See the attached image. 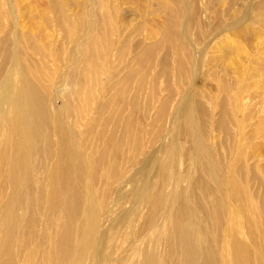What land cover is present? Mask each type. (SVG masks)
Wrapping results in <instances>:
<instances>
[{
	"label": "rangeland",
	"instance_id": "1",
	"mask_svg": "<svg viewBox=\"0 0 264 264\" xmlns=\"http://www.w3.org/2000/svg\"><path fill=\"white\" fill-rule=\"evenodd\" d=\"M172 4H174V0H0V44L2 39L8 37L10 41L17 39L21 43L19 48H22V46L27 48L26 57L30 58L33 65L32 70L36 75L35 78L37 77L36 79L33 77V80L36 81L35 83L39 82L41 87L48 91H46L48 93L47 97L53 99L52 107L56 110L59 109L58 111L64 109L66 100L63 97H65L66 91L71 89L67 87L65 75L68 76L71 71L77 68L75 65L81 61L80 43L84 44L87 36L90 37L91 34L94 36L93 32L90 34L88 31L89 25L94 26L96 23L101 27V31L105 33L106 37L110 27H116V30L112 31L116 34L115 37H112L117 41L115 42L116 47L114 45L112 49H105L99 65L100 71L103 70L101 74L104 73L105 77H102L103 79H100V77L99 79L95 78L97 83L102 81L99 84L102 83L103 87L95 83L92 89L94 99L90 100L91 103L90 101L86 102L88 104L82 103V101H80L82 104L79 102L81 104L78 107L79 110L74 111L75 114L77 112L80 114V119L78 116L76 118L67 115L71 127H74L75 130L78 129L76 131L77 134L79 133L78 144L81 156L88 166L91 165L90 170L94 169L95 162L102 157L101 154L109 152V158L112 159V154L115 152L113 145L114 149L111 145L109 147L105 144L104 140L107 136L99 141L102 128L105 127V125L103 127L99 124L108 117V112L105 109L109 108V100L117 90L114 91V87L119 86L118 82L125 77L129 67L135 63L134 61L141 55L142 50L146 51L148 48H154L162 42L164 30L169 23H175L174 29L181 33L178 41L184 46L181 45L182 47L177 48L175 51L163 46L164 49L161 47L156 50L155 60L150 68L147 69L144 66L146 70L143 77L145 88L142 89L143 91L141 90L140 95L143 111L139 114H142L139 117L144 128L140 132L143 133L140 142V163L136 168L137 171L131 168L130 163L126 161L128 163L126 164L124 161V159L129 160L133 157L131 146L132 143L134 144L132 141L134 135L125 147L126 155L123 153L121 156L124 158L121 159L123 161H120L125 162L124 166L127 165V168L123 167L125 169L122 168L121 170V179L116 182L112 181L108 177L106 168L101 169L102 175L99 170V177L101 175V178H99L100 181L98 180L97 184L99 185L96 191L108 187L112 192L109 195L108 206H100L101 215L103 217L109 216V220L104 218V222L99 223V230L94 238L99 243V248L95 251H92V249H90L91 251L83 250L82 254L79 255L80 259L85 257L83 264H145L146 261L143 257L149 255L156 256L158 261L160 260L159 264H174L173 260L167 261L165 259L166 243L160 241L165 231H167V236L171 233L172 230H168L169 228L172 229L171 224L168 222L163 232L161 230L155 232L156 234H152L154 231V228H152L148 230V234L144 235L141 232L139 234L137 231L144 222L137 221L139 217L146 215L148 207L152 203L153 194L152 189L149 188L151 186L149 183L152 177L151 173L153 174L152 171H159L156 170L158 163V166L164 168L161 172H164L163 179L168 182L165 183L166 186L175 182L177 186L180 183L184 190H188L191 187L193 178H198L196 164L188 157L187 160L185 159L183 152L185 144L184 141H181L182 139L179 140L180 149L182 148L181 156L179 155L178 160H175L176 163L174 162V165H171V168L174 167L175 170L179 171V177L174 176V171H171L170 167L163 165L167 163V152L172 142H170V139L178 131L179 138H181L180 133L183 127L181 117L184 112L182 105H186L187 101L188 103L194 102L203 111L207 127L204 137L205 142L216 153L217 160L223 164L224 174L231 173L235 181L233 182L241 186L244 192L237 196L242 200L232 205L235 208L243 202L241 204L245 203L244 205L248 208H246L245 213L246 223L242 217L238 218L235 223L240 240L246 247L256 248L264 256V0H177L176 4L179 9L177 7L176 10L169 8ZM61 27H63V30ZM170 31H172L171 26ZM102 32H97V35L101 36ZM174 38L178 39L177 37ZM32 40L44 50L45 58L29 49L30 45L27 43L32 42ZM12 44V47L15 48L16 44ZM122 44L130 45L123 53L125 59L122 58L120 53ZM166 49L169 50L165 52ZM182 49L185 51L182 52ZM185 53L190 55L187 56ZM157 56H159V60H157ZM163 57L166 59H163ZM179 65H182L187 73H180L178 70ZM137 68H140L138 71H143L142 66ZM40 70L45 71V74H40L38 72ZM159 72L161 76L158 75ZM162 74L165 76L162 77ZM166 74H169L170 77ZM111 76L114 77L113 81H110ZM140 78L139 75L132 81L130 99L133 94L137 93V90L135 91L133 87L134 85L137 86L138 80L134 81ZM154 88L157 91L152 94ZM95 90H99L97 92L101 97L96 96ZM172 91L175 92L173 96ZM67 93L69 94V92ZM2 95L3 92L0 91V101ZM153 95L154 97H152ZM164 102L168 105L167 114L169 116H166L167 121L163 124V134L159 140H155L153 131L161 125L160 123L155 124L156 114L160 111ZM89 104H92V106ZM93 106L96 108L93 109ZM224 112H227L228 116L226 114L224 116L227 118V126H229L230 136H232L228 138L220 128ZM1 115L0 113V123L2 122ZM75 119L83 122L80 121V124ZM72 120L76 121L77 125H74L75 123ZM143 130L146 132L144 133ZM2 135L3 133L0 131V140ZM80 137L83 143L80 142ZM52 139L54 141L55 137L53 136ZM101 146L104 148L100 150ZM105 147H109L111 150ZM155 150L160 152L156 157V161L153 162L152 160L151 162L147 156ZM97 157L99 158L97 159ZM146 160L148 161L146 162ZM141 162L142 164L145 162V164L142 165ZM147 163L150 166L151 173L145 172V174L140 170ZM0 175H4V173L2 172ZM181 176L183 179H181ZM135 177V181L128 184V181ZM146 179L149 181H145ZM85 181L90 184L88 178ZM123 182L125 184L122 185ZM134 189L137 193H133ZM164 189L168 194L172 192L169 187ZM9 192V187L5 186L4 181L0 178V235L5 229L4 222L8 211H5L4 206L7 204ZM93 197L100 201V191L94 194ZM17 216L20 220L17 222L16 227L18 235V237L16 235V241L18 239L23 241L26 240V236L24 238V234L21 232L22 228L27 227L28 215L26 217L24 212L19 211ZM131 218L135 221L131 224L132 226L130 225L133 228H129L127 225L128 219ZM37 219L39 220H37L34 228L37 234L39 232L38 240H32L30 243H33L26 251L17 250L16 259L18 263L15 264H50L43 254L48 251L52 252L53 248H57L55 242H53L56 238L57 229L55 228L54 235V229H48L43 215L38 214ZM103 233H105L104 237ZM251 233H253L254 241L250 239ZM155 236L156 238L160 236V239H156ZM21 237H23L22 240ZM42 238H44L43 242L39 240ZM165 239L163 241L166 242ZM141 240L143 241L141 242ZM72 242L76 245V237L73 238ZM224 242L225 240L221 244ZM143 250L149 253H145ZM31 252H36V254L31 256ZM50 257L52 261H57V264L61 263L58 255L51 253ZM262 263L264 264V260Z\"/></svg>",
	"mask_w": 264,
	"mask_h": 264
},
{
	"label": "bare ground",
	"instance_id": "2",
	"mask_svg": "<svg viewBox=\"0 0 264 264\" xmlns=\"http://www.w3.org/2000/svg\"><path fill=\"white\" fill-rule=\"evenodd\" d=\"M176 3L177 0H174V4L169 8L171 10H176L178 7ZM174 25L175 23H169L167 25L161 43H158L154 48H148L146 51L142 50L140 52L141 55L134 61L135 63L129 67L128 74L126 73L125 77L121 81L119 80V86L116 85L114 87V91L115 89L117 90L109 100V108L106 105L107 109H105L108 112V117L99 124L103 127L105 125V127L102 128L101 139L99 141L107 136L104 142L109 147L113 145L115 147V152L112 154V159H110L109 152H105L104 150L105 153L101 154L102 157H100L101 155L99 156L100 158L97 157L99 160L95 162L93 170H90L91 165L88 166L81 156V150L78 144L79 133L77 134L76 131L78 129L75 130L74 127H71L70 119H68L67 115L79 117L80 114L78 112L75 114V111L79 110L78 107H80L82 103H86L93 98L92 89L94 84L102 82L100 81L97 83L96 79L105 77L103 75L104 73L101 74L103 70L100 71L99 65L102 59V53L105 52V49H112L115 42H117L112 38L116 36V34L112 32L116 30V27H110V36L107 31V40L100 26L96 23L94 26L89 25L88 31L90 34L93 32L94 36L91 34L90 37L87 36L84 44L80 43V63L75 65L77 68L70 73L68 72V76L66 73V75L64 74L66 76L67 87L71 89L69 91L67 90L64 95L65 97H63L66 101L62 111H58L59 109L56 110L52 107L54 101L52 98V100L48 99V91L42 88L39 82L35 83L36 81L33 80V77L35 78L36 75L32 70L33 65L30 62V58L26 57L27 48L24 46H22L23 49L19 48L21 43L17 39H15V41H10L8 37L2 39L0 44V91L3 92V95L0 101V113L2 114L0 131L3 135L0 140V174L3 172L4 175H0V178L4 181L5 186L9 187L10 192L8 194L7 204L4 206L5 211L8 212L4 222L5 229L4 231L2 229L3 233L0 235V264L18 263L16 259L17 250H22V252L26 251L33 243L30 242L37 239L39 232L37 234L34 226L36 227L37 220H39L37 219L38 214L45 217L48 229H54V235L55 228L57 229L56 238L53 241L57 248H53L52 252L42 251L50 264H57V261L51 260V253L60 257V264H83L85 257L80 259L79 256L82 254L83 250L89 251L92 249V251H95L99 248V243L95 241L94 238L99 230V223H103L104 218L108 219L109 217H103L101 215L100 206H108L109 195L112 192L108 187L101 188L99 189L101 193L100 201L94 199V194L99 192L98 190L96 191L99 185L97 184L98 180L100 181L99 178H101V173L104 168L107 169L109 179L116 182L121 179V170L123 167L127 166L126 164L130 163L132 169H136L139 166L141 155L140 142L143 133L140 132L141 129L144 128L141 118L139 117L142 115H139L140 112L143 111L142 104L140 103V98L142 97L140 95L141 90L145 88L143 77L146 74V70L144 66L147 69L150 68V65H152L155 60L157 49L161 47L164 49L163 46H165L175 51L177 48L184 46L178 41L181 33L174 29ZM170 26L172 31H170ZM61 28L63 30V27ZM97 32H102L103 35L101 34V36H99ZM66 36H68V34H66ZM12 43H14V45L16 44V46H14L15 48L12 47ZM27 44L30 45L29 49L33 51V53H39L45 58L46 54H44V50L40 48L35 41L32 40V42ZM129 46L130 45L127 46L126 44H122L120 53L123 59H125L123 53H125ZM168 50L169 49H166L165 52ZM183 51L185 50L182 49V52ZM186 55L189 56L190 54ZM158 57L159 56H157V60H159ZM164 57L163 59H166ZM189 58L191 59V57ZM139 66H142V72L138 71L140 68L137 67ZM178 70L180 73L186 72L182 65H179ZM38 72L43 75L45 74L43 70ZM139 75L141 78L134 81L136 82L138 80V84L135 83L137 86L134 85L135 88L133 87L135 91L137 90V93L133 94V97L130 99V86L135 77L137 78ZM158 75L161 76V73ZM163 75L164 74H162V77L165 76ZM166 75L170 77L169 74ZM113 80L114 77L111 76L110 81ZM99 85L102 86V83ZM99 85L97 86L98 88ZM46 87L48 89L47 85ZM95 91L96 96H99V92H97L99 90ZM156 91L157 90L154 88L152 94H155ZM67 92H69V94ZM174 93L175 92H173L172 96ZM152 97H154V95ZM80 101H82V103ZM79 102L81 104H79ZM236 102L238 103L237 100ZM83 105L85 106V104ZM89 105L92 106V104ZM94 107L95 106L92 108L95 109L96 107ZM150 108L152 107L150 106ZM182 108L184 112L181 117L183 120V127L180 133L181 138H179L178 131V133L170 139V142H172L167 152V163L163 165L165 167H170V170L174 171V176L179 177V171H177V169L175 170L173 166V168H171V165H174L175 160H178L182 149H180L179 145L181 144H179V140L182 139L181 141H184L185 144L183 151L185 159L187 160L188 157L196 164L198 178H193L190 189L184 190L180 183V187L177 186L175 182L172 183V185L166 186L167 184L165 183L168 182L163 179L164 172H161L164 168L158 166L159 163L156 169L159 171H152L153 174L151 173L150 166H148L149 162L147 165L141 166L142 169L140 171L144 173L149 172L152 175L149 183L151 186L148 185L150 186L149 188L152 189L153 195L151 194L152 203L149 205L146 215L139 217L137 221L141 223L144 222L142 223L143 225L138 228V233L140 234L141 232L144 235L146 233L148 234V230L152 228H154L152 234L161 230L163 232L169 222L172 229L169 228L168 230L172 231L168 236L167 231H165L160 241L166 243V251L164 250L166 252V255H164L165 259L167 261L173 260L174 264H263V254L256 248L250 249L246 247L240 240L239 231L236 229L235 223L240 217L244 218L246 223L245 213L247 211V206L244 205L245 203L242 205L241 203L243 202L235 206V208L232 205L242 200L237 198V196L244 192L241 186L234 183V177L231 173L228 175L224 174L223 164L217 160L216 153L205 142L204 137L207 127L203 111L192 101L189 103L187 101V104L182 105ZM86 109L88 110V108ZM128 111H130V113H128ZM167 111L168 105L164 102L160 111L156 114L157 118L155 119V124L160 123L161 125L158 124V128L153 131V138L155 140H159L163 134V124L167 121L166 116H169ZM225 114L228 116L227 112L222 114L223 118L220 122V128L226 133V137L228 138L232 136H230L229 126H227L228 123L226 121L227 118L224 116ZM73 121L74 120H72V122ZM76 121H74V123ZM80 121L83 122L82 120H78L77 122L81 124ZM74 125H77V123ZM110 127L111 129L109 130ZM145 132L146 131H144V133ZM133 135L134 139H132V141L134 144L132 143V146L130 144L133 157L131 159L127 157L129 160L124 159L125 162H128H126V166H124L123 164L125 162H121L123 161L121 159L124 157L122 158L121 156L123 153L126 155L125 147L127 143L130 142ZM53 136L55 137L54 141L52 139ZM80 142H82V140ZM109 147L105 148L108 149ZM101 148L102 146L100 150ZM109 150L111 149L109 148ZM112 151L110 152L112 153ZM159 152V150L153 151V153L147 156L148 159L151 160V162L152 160L155 162ZM147 161L148 160H146V162ZM143 164H145V162ZM99 170L101 174L100 177ZM240 175L243 176L242 174ZM87 178L90 184L86 183L85 179ZM135 179L136 177L128 181V184L129 182L135 181ZM181 179H183V177ZM145 181L149 180L146 179ZM121 184L123 185L125 182ZM165 187H169L172 192L170 194L166 193ZM133 193H137L136 190ZM19 211L24 212L26 217L28 215L27 227L25 226L22 228V232L20 231L24 234V238L26 236V240L23 241H19V239L16 241V227L17 222L20 220L17 216ZM132 223H135V221H133L132 218L128 219L127 225L129 228L132 226ZM103 234L101 235L104 237L105 233ZM45 235H47V233H45ZM75 237L76 245L72 242ZM44 238L46 239L47 237L45 236ZM44 238L39 240L42 241ZM164 238H166V242L163 241ZM22 239L23 237H21V240ZM156 239L159 240L160 236ZM223 239L225 242L221 244L224 241ZM250 239L254 241L253 233H251ZM155 240L154 242H156ZM142 241L143 240H141V242ZM155 245L157 246V244ZM145 253L149 252L145 251ZM35 254L36 252L30 253L31 256ZM144 258L146 261H144L145 264H159L160 262V260L158 261V258L153 255L144 256L143 259Z\"/></svg>",
	"mask_w": 264,
	"mask_h": 264
}]
</instances>
